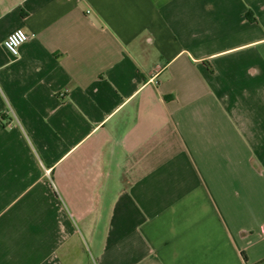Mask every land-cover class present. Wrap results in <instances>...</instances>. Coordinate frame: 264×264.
I'll return each instance as SVG.
<instances>
[{"label": "crops", "instance_id": "obj_1", "mask_svg": "<svg viewBox=\"0 0 264 264\" xmlns=\"http://www.w3.org/2000/svg\"><path fill=\"white\" fill-rule=\"evenodd\" d=\"M0 264H264V0H0Z\"/></svg>", "mask_w": 264, "mask_h": 264}, {"label": "built area", "instance_id": "obj_2", "mask_svg": "<svg viewBox=\"0 0 264 264\" xmlns=\"http://www.w3.org/2000/svg\"><path fill=\"white\" fill-rule=\"evenodd\" d=\"M18 32H22L23 35L25 36V39L23 41H18L17 43H13L12 42V37L16 36V34ZM28 40V35L27 33L23 30V29H17L15 31H13L12 33H10L6 39L3 42V46L5 48V50L13 57L18 56V51H19V47L24 44L26 41ZM155 76V75H153ZM6 114H9V112L7 111Z\"/></svg>", "mask_w": 264, "mask_h": 264}, {"label": "clouds", "instance_id": "obj_3", "mask_svg": "<svg viewBox=\"0 0 264 264\" xmlns=\"http://www.w3.org/2000/svg\"><path fill=\"white\" fill-rule=\"evenodd\" d=\"M11 39L13 43H17L18 41H23L25 39V36L22 32H18L16 36L12 37Z\"/></svg>", "mask_w": 264, "mask_h": 264}]
</instances>
